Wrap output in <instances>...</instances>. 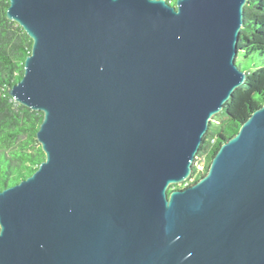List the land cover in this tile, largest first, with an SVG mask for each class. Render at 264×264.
Here are the masks:
<instances>
[{
    "label": "water",
    "instance_id": "95a60500",
    "mask_svg": "<svg viewBox=\"0 0 264 264\" xmlns=\"http://www.w3.org/2000/svg\"><path fill=\"white\" fill-rule=\"evenodd\" d=\"M247 1L9 0L46 156L0 189V264H264V100L169 190L247 78Z\"/></svg>",
    "mask_w": 264,
    "mask_h": 264
},
{
    "label": "trees",
    "instance_id": "16d2710c",
    "mask_svg": "<svg viewBox=\"0 0 264 264\" xmlns=\"http://www.w3.org/2000/svg\"><path fill=\"white\" fill-rule=\"evenodd\" d=\"M167 1L173 5L176 3V0ZM8 6L9 0H0V189L32 174L46 156L37 139L43 111L17 102L8 92L9 87L23 77L25 60L33 45L25 29L8 18ZM238 50L240 66L256 56L264 60V0L247 1ZM246 72L245 82L234 91L224 109L211 119L195 159L193 174L183 186L173 185L170 191L193 184L204 175L222 139L235 134L251 109L262 104L264 62ZM202 164L204 169L200 168Z\"/></svg>",
    "mask_w": 264,
    "mask_h": 264
},
{
    "label": "rangeland",
    "instance_id": "374dc122",
    "mask_svg": "<svg viewBox=\"0 0 264 264\" xmlns=\"http://www.w3.org/2000/svg\"><path fill=\"white\" fill-rule=\"evenodd\" d=\"M238 61H240V58H238ZM254 62H255V63H254ZM263 62H264L263 58L256 56L255 59H250L249 62H245V63H243V66H241V67L243 68V70H245V71H249V70H253V69L256 67V65L261 64V63H263ZM189 178H190V177H189ZM187 179H188V178H187ZM187 179H186V180H187ZM186 180H185V181H186ZM185 181H184V182H185ZM184 182H183V183H184ZM183 183H178V184H175V185L183 186Z\"/></svg>",
    "mask_w": 264,
    "mask_h": 264
},
{
    "label": "built area",
    "instance_id": "2783aa9c",
    "mask_svg": "<svg viewBox=\"0 0 264 264\" xmlns=\"http://www.w3.org/2000/svg\"><path fill=\"white\" fill-rule=\"evenodd\" d=\"M200 168L204 169V166H203V164L200 166Z\"/></svg>",
    "mask_w": 264,
    "mask_h": 264
}]
</instances>
